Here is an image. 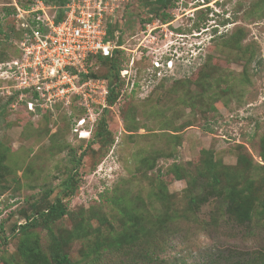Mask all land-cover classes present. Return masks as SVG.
I'll return each mask as SVG.
<instances>
[{"label": "rangeland", "instance_id": "374dc122", "mask_svg": "<svg viewBox=\"0 0 264 264\" xmlns=\"http://www.w3.org/2000/svg\"><path fill=\"white\" fill-rule=\"evenodd\" d=\"M14 1L28 5L0 0V62L19 55ZM104 2L122 48L89 70L114 104L100 90L89 112L78 98L30 112L0 79V264H56L40 215L58 201L48 224L71 264H262L264 0ZM209 161L226 190L262 188L250 224L207 187Z\"/></svg>", "mask_w": 264, "mask_h": 264}, {"label": "built area", "instance_id": "2783aa9c", "mask_svg": "<svg viewBox=\"0 0 264 264\" xmlns=\"http://www.w3.org/2000/svg\"><path fill=\"white\" fill-rule=\"evenodd\" d=\"M29 1L25 7L17 1L12 4L16 29L21 34L17 41L19 55L0 62V79H15L19 81V88L7 94L18 93V103L25 102L30 112L67 103L72 98H78L80 106L89 112L88 102L94 101L98 91L104 97L110 92L106 79L90 75L89 59L112 58L122 48L117 33L113 34L109 27L107 2L69 0L64 7H57L45 0ZM159 63L155 61L156 68ZM127 73V69L121 71L122 77ZM84 123L85 118L78 126Z\"/></svg>", "mask_w": 264, "mask_h": 264}, {"label": "trees", "instance_id": "16d2710c", "mask_svg": "<svg viewBox=\"0 0 264 264\" xmlns=\"http://www.w3.org/2000/svg\"><path fill=\"white\" fill-rule=\"evenodd\" d=\"M45 1L47 4H52L57 7H64L69 0H45ZM27 2L29 3L30 1L27 0ZM23 6L25 7L27 5L25 4ZM8 10L9 9L7 8V12H5L6 14L4 13L2 18H5V16H7V13L11 14V11H8ZM59 12H60L59 15L62 16V10H60ZM12 15L13 16L15 15V9L14 11H12ZM20 36L21 34L19 32L18 39L20 38ZM118 52L119 51H116L112 58H104L102 56H95L89 60L90 62L92 61V59L112 62L114 57L118 54ZM16 57L9 58L8 60H5V61L12 60ZM112 69L116 70L114 75L116 76V82H117L120 76V70L115 65H112ZM91 76L96 78V75L92 74ZM13 96L15 97V100H16L17 96L16 95H13ZM117 96H118V92L115 91V87L110 86V92L108 96V101L110 105L115 103ZM12 99L13 97L10 98L9 102H13L14 100ZM103 125H104V122H103ZM103 130H104L103 128L102 129L99 128L96 132L97 136H102V133L104 134L106 132V130L105 131ZM207 164H208L206 167L207 174L205 173L208 179L207 184H206L207 187L210 188L214 193L216 192L221 193V194L225 193V197L227 200L226 201L227 212L230 216L234 218V220L238 224H250L253 220V215H254V211L256 208V204L259 201V192L261 191L262 188L260 186L257 187L256 180L251 179L242 188H238L235 185H231L226 190L223 187L224 180L222 179L220 171L218 170L216 165L213 163V161H209ZM242 164L243 162L241 161V165ZM177 176L179 178H184V175L182 173L181 174L178 173ZM196 181L197 180L193 179L192 183L194 184L196 183ZM74 183L75 181L72 178H69L63 183V185L66 189L70 190V192L73 193L76 189V186ZM189 204H190V207L194 206L195 204H199V197H196V196L191 197ZM65 215H67V211L62 206L60 201L49 206L46 210V213H42L40 215L41 216L40 220L45 223L44 226L48 230V234L51 239V244H50L51 257L56 264H71V261L67 255L62 253L61 240L56 236L52 227L48 223H49V220L53 219V217L61 218V217H64ZM263 216H264V213H263ZM40 220L34 218L33 220L29 221L26 224V227H37L41 224ZM1 225L2 224H0V226ZM262 264H264V261Z\"/></svg>", "mask_w": 264, "mask_h": 264}, {"label": "bare ground", "instance_id": "6f19581e", "mask_svg": "<svg viewBox=\"0 0 264 264\" xmlns=\"http://www.w3.org/2000/svg\"><path fill=\"white\" fill-rule=\"evenodd\" d=\"M84 137H85V135L82 136V138H84Z\"/></svg>", "mask_w": 264, "mask_h": 264}]
</instances>
